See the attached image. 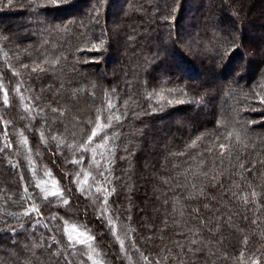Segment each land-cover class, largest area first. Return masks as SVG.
<instances>
[{
	"label": "trees",
	"instance_id": "16d2710c",
	"mask_svg": "<svg viewBox=\"0 0 264 264\" xmlns=\"http://www.w3.org/2000/svg\"><path fill=\"white\" fill-rule=\"evenodd\" d=\"M181 1L124 0L109 23L116 0L98 18L97 0H0V264H83L87 246H69L65 221L113 264L263 263L264 52L247 55L252 26L228 24L226 3ZM233 1L256 12L262 0ZM198 9L201 27L179 35ZM98 114L120 119L93 138L94 161L79 145ZM53 179L68 205L35 186Z\"/></svg>",
	"mask_w": 264,
	"mask_h": 264
},
{
	"label": "snow or ice",
	"instance_id": "6c2138e0",
	"mask_svg": "<svg viewBox=\"0 0 264 264\" xmlns=\"http://www.w3.org/2000/svg\"><path fill=\"white\" fill-rule=\"evenodd\" d=\"M9 3H11V0H9ZM66 3H68V0H47L46 4L43 5H37L38 8H48L51 7L55 10H59L63 5H65ZM105 5V0H97V6H94L93 11L96 14V17L98 18L100 15V10L101 8H103ZM104 40H100L99 45L93 44L92 49L93 51H100L103 46H104ZM58 62V61H57ZM44 63H48L47 60L44 61ZM23 67L27 68L28 65H23ZM37 69H39L40 71H44L45 69H43L39 64H36L35 67H33L32 71L35 72L37 71ZM18 75V73H16ZM2 87V86H0ZM264 87V86H262ZM16 91H19V88L16 89ZM152 95H157L159 98V101H164L166 98L163 94V92L161 93H151L149 94V96L151 97ZM261 102L264 103V96L260 97ZM4 104H8V93L5 90L4 91V100H3ZM168 104H172L173 101L168 100L167 101ZM176 103H183V101H176ZM114 105L111 103V101H109L108 103V109L111 110L113 109ZM53 112H56L57 109H52ZM120 117L119 116H113V115H108L107 116V123H102L101 119H100V115H97V119L95 122V127L92 130V133L90 136H88L87 141L81 145H79L80 149H83L84 151H88L89 149L91 150L92 154H93V160L95 161V156H96V149L92 148V142H93V138L97 137L99 133H101L102 131H104V129L111 127L112 121L113 120H119ZM238 136V133L236 134ZM232 136V133H229V137ZM21 141L20 143L23 145H27L28 144V140L26 137H23V134L21 133ZM53 139H55V137H53ZM107 139H109L107 136L104 137V140L106 141ZM203 139V137H197L196 140L192 141V144L189 147H194L197 144V141ZM6 147H11V143L7 144ZM220 149L223 150L225 149V144H220L219 145ZM71 163L73 164H80L81 161L79 160H73L71 161ZM241 167H244L243 164H241ZM34 175L36 174L35 172L33 173ZM81 173H78L77 175H80ZM82 174L84 176V180H83V184H87L88 183V177L91 175L90 172L87 171H82ZM101 176H103V172L99 173ZM45 176H49L51 175L50 172L45 171L44 172ZM51 189H49V181L47 180H40L39 182L36 183V187L39 188L43 194L45 199H48L50 197H59L64 205H68L69 204V200L64 199V190L62 188L59 187V182L56 180H51ZM27 188H25V192H27ZM81 190H83V186H81ZM97 192H100L101 189L97 188L96 189ZM105 192L108 191V189H104ZM114 191V189H113ZM253 196H256L257 194L253 191L252 193ZM107 199L104 200L103 202V207L107 208ZM31 211H36L38 212L39 209L36 208L35 206H33L31 208ZM28 211H25L24 215H28ZM109 224L111 225V219H109ZM64 233L67 235V240L69 242V246L72 247L76 244L79 245H85L87 246L88 251V258L91 260L92 259V253L95 251V249L93 248V242L96 240V237L91 235L88 231L86 230H82L81 227H78L75 223L73 224H68L67 221H65V227L63 229ZM118 240H120V244H121V248H123L124 246V241L120 239L119 236L116 237ZM70 264V262H69ZM93 264H102L101 261H93ZM254 264H260L259 260L255 261Z\"/></svg>",
	"mask_w": 264,
	"mask_h": 264
},
{
	"label": "rangeland",
	"instance_id": "374dc122",
	"mask_svg": "<svg viewBox=\"0 0 264 264\" xmlns=\"http://www.w3.org/2000/svg\"><path fill=\"white\" fill-rule=\"evenodd\" d=\"M116 1H117V3H119V5H117V7H116V5L114 6V4L112 5L111 10H112L113 14H111V16H108L109 17L108 18L109 19V23H113L115 21L114 18L112 17L113 15L117 16L122 11L121 10V6L123 5V1L124 0H116ZM256 1L257 0H250L249 3L253 5L254 2H256ZM262 1H259L261 3H259V10H257L256 12L253 11V9L252 10L250 9V11L249 10L248 11L245 10L246 11L245 12L243 8H240V9L237 8L236 7V3L233 0H222V2H216V0H211L210 1L211 5H213V6H215V4H216L217 9L219 8V6H221V3L222 4L226 3L227 5H229V7L231 8V12H229V14H227L226 18H225V20L227 21L228 24H233V23H236L237 21L241 22L242 23V30H244V33L248 29H250L251 26H252L253 31H250L251 34L250 35L245 34L243 36L244 50L246 51L247 55L250 56V58H252V59H257L256 55L260 54V52H264V28H263L264 26L263 27L261 26V24L264 23V14L263 13L262 14L258 13V11L264 10V9H262V6L264 5V3L262 4ZM182 3H183V0L180 3V8L182 7ZM188 4H191V3L188 2ZM189 6H191V5H189ZM189 6L187 5V8ZM179 14L180 13H178L177 18L179 17ZM200 14H204V10L203 9H198L195 13L192 12L191 13V16H193L192 19H189V20H187L185 22L182 19V29L179 30V32H178L179 35H183V34H185V32H189L190 33L192 31V29H193L192 26L197 27V29L200 28L201 27V23H200V20L198 18V16ZM243 14L244 15L248 14V15H250L249 18L254 17V19H252V21H250V22H246L244 20V18L242 17ZM251 23H252V25H251ZM254 24H256L258 26H255L253 28ZM261 27L263 29H261ZM240 30H241V28H239L238 29V33H236V36H238V38L242 36L241 35L242 33H241ZM182 46L186 47V45L184 43H182ZM199 53H200V50H199ZM204 53H206V52L203 51V54ZM203 54H192V52H191V54L189 53V55L192 56V58L190 57L191 59L195 58V61L196 60L198 61V62H196V64L199 66L200 69L201 68L203 69V65L200 62L201 61L200 60V55H203ZM197 55L199 56V58H197ZM116 59H118V57H116ZM242 62H243V60H240V57H239V59L237 60V63H242ZM108 64L109 63H107V62L104 63V65L102 64V66H101L102 70H107L108 72H110V68L108 67L109 66ZM178 67H180V66H178ZM163 68H167V65L164 66ZM200 78H201V76L198 75L194 79H200ZM86 186H87V184H85V187ZM49 187H50L49 189H51V186H49ZM93 248L95 249V251L92 253V259L91 260L88 258V251L89 250L87 248L83 247V248H80L78 250V252L80 253V257L83 260L85 259L83 264H93V261H101L102 264H113L111 262L110 258H108L107 256L103 255L104 254L103 251L101 249H99L98 246L95 245V246H93ZM262 262L261 263L264 264V261H262Z\"/></svg>",
	"mask_w": 264,
	"mask_h": 264
}]
</instances>
